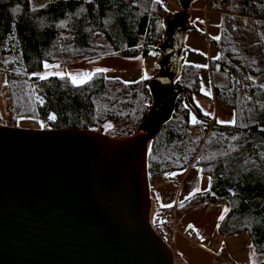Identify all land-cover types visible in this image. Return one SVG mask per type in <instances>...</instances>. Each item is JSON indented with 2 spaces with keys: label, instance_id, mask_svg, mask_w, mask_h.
Here are the masks:
<instances>
[{
  "label": "trees",
  "instance_id": "1",
  "mask_svg": "<svg viewBox=\"0 0 264 264\" xmlns=\"http://www.w3.org/2000/svg\"><path fill=\"white\" fill-rule=\"evenodd\" d=\"M204 1L222 13L219 39L210 40L218 57L211 61L212 98L232 111L235 124H219L201 112L193 101L200 94L199 69L181 63L175 84L191 94L198 115L184 96L177 99L171 120L148 148V175L199 168L209 177V190L190 196L180 210L224 207L218 235L247 233L249 264H261L264 0ZM168 18L163 0H0V71L6 76L14 119H37L45 130L98 132L110 123L103 133L108 137L136 134L152 104V77L126 83L103 72L77 85L66 76L40 79L36 74L45 63L63 66L108 56L160 58L157 47ZM237 30L243 34L237 36ZM192 111L200 123H191ZM162 212L154 208L153 228L170 244L172 227Z\"/></svg>",
  "mask_w": 264,
  "mask_h": 264
},
{
  "label": "water",
  "instance_id": "2",
  "mask_svg": "<svg viewBox=\"0 0 264 264\" xmlns=\"http://www.w3.org/2000/svg\"><path fill=\"white\" fill-rule=\"evenodd\" d=\"M178 4L165 22L148 83L152 104L136 134L0 123V264H175L173 247L153 228L148 148L179 97L196 112L175 84L189 17L188 0Z\"/></svg>",
  "mask_w": 264,
  "mask_h": 264
},
{
  "label": "rangeland",
  "instance_id": "3",
  "mask_svg": "<svg viewBox=\"0 0 264 264\" xmlns=\"http://www.w3.org/2000/svg\"><path fill=\"white\" fill-rule=\"evenodd\" d=\"M174 4L168 8V12L170 13V16L174 14L175 6L178 5V0H173ZM178 8V7H177ZM243 32L240 30L236 31L237 36H241ZM164 39V38H163ZM243 39V37H242ZM216 51V50H215ZM213 51L215 58H217V51L215 53ZM156 57H159L158 55ZM119 59H111V58H97L85 63H80L78 65L71 64V65H63L59 67H55L56 65H50L48 69H44L37 73V77L40 75H44L46 73H55V72H62L64 73L66 77L69 78L70 75H77L79 76L82 73H94L96 68H105L109 69V71L104 72L108 78L111 79H118L126 83H132L139 81L141 79H144V77H149V74L147 72V66L149 64L150 59L147 58L145 60H142V66L143 69L140 71V64L139 61L136 59V57L133 58H122L117 57ZM197 65H206L207 67H199V92L200 94H195L193 96L194 104L201 109V112L203 114L210 113L211 115H207L209 119L216 121H231L234 119V115L232 111H230L227 108H224L221 105H218L211 99L212 94V86H211V78H210V71L208 65L204 62L203 57L196 58ZM130 60V61H129ZM160 60V59H159ZM139 65V66H138ZM112 70V71H111ZM144 70V73H143ZM56 75H48V77H52ZM154 76V75H153ZM152 76V77H153ZM59 77V76H58ZM71 80V79H70ZM195 117L197 119V116L194 111L191 112L190 115V121L192 123V118ZM0 123L9 126V127H16L20 129H27V130H42L43 125L42 123L34 118H19L14 119L12 112L10 110L9 101L7 99V93H6V76L3 71H0ZM221 124V123H219ZM227 124V123H225ZM110 123H107L103 126H101L98 130V133L100 132L103 134L109 127ZM190 175L187 180V184L184 183L183 188L188 189L190 191H193L195 193H205L209 190V177L201 172L199 168L193 167L191 170H189ZM152 183L153 187L156 185L157 182H161L162 184L165 182H169V176L162 175L153 177ZM176 185H180V180H174ZM191 182V183H190ZM183 184V182H182ZM181 184V186H182ZM194 184V185H192ZM199 189V191H197ZM188 199V198H187ZM184 202V201H183ZM183 202H180L172 207H169L165 209V212L163 215L168 216V218L172 221L171 225L174 227V219H176V213L177 216H182L183 214H188L190 211L186 210H180L177 206L182 204ZM214 206L215 205H211ZM183 207V206H182ZM222 209V212L220 211L219 215H216L213 220H211L212 223V230H210L208 226L207 233H210V236L206 243V252H208L210 256V264H248L251 262L250 260V239L247 233H241L238 235H234L232 237H222L218 235L216 231V227L218 222L220 221L221 217L223 216L225 212V208L222 206H219ZM154 213V209H153ZM191 225H187L184 227L187 230L191 231L190 227ZM192 229V228H191ZM178 233H181L180 230H176ZM192 232L190 233L191 236ZM199 236L202 234L201 230L197 233ZM201 237V236H200ZM170 244L175 245L174 241L170 240ZM202 242L196 241L195 243H192L191 240H189V245L193 246L194 248L200 247ZM174 247V246H173ZM175 264H181V261H183L185 256L182 254H179L178 250L175 251ZM261 264H264V255L261 259Z\"/></svg>",
  "mask_w": 264,
  "mask_h": 264
},
{
  "label": "crops",
  "instance_id": "4",
  "mask_svg": "<svg viewBox=\"0 0 264 264\" xmlns=\"http://www.w3.org/2000/svg\"><path fill=\"white\" fill-rule=\"evenodd\" d=\"M163 1L168 2V8L174 4L173 0ZM188 2L189 17L186 23L187 30L184 38L181 63L184 65H191L196 67V58L203 57L204 62L209 67L211 78V61L215 60L213 59L215 58V55L213 53L215 49L210 44V40H216L213 39V37L220 36L222 13L212 11L208 2L204 0H188ZM177 7L175 6V11L179 12L180 6ZM108 58L115 60L119 59L116 56H108ZM136 59L139 61L141 71L143 69L142 60H145L147 58L137 56ZM149 59L150 61L146 69L149 74V77L147 78L152 77L158 71V63L160 58L156 57ZM211 99H213L212 94ZM191 169L192 168L172 173L169 176V182H165L163 184L161 182H157L156 185H154V189H152L153 183L152 179L150 178V192L153 209L155 207H158L159 209L163 210V212H165V209L169 208L166 205H171L172 207L194 195L193 191L183 188L184 183L187 184L188 177L191 173L189 172V170ZM174 180H180V185H176ZM220 211L222 212V209L219 206L214 207L211 205H203L191 210L188 214H183L182 216H177L176 213V219H174L173 221L174 227L171 225L172 221L168 218V216H166V218H168L167 220L170 226L172 227L170 239L174 241L175 244L172 245V247L174 246V252L178 250L179 254H182L186 258L181 261V264H210V256L205 250L210 233H207L206 231H210L213 229L211 226L212 223L209 222H211V220H213L216 215H219ZM188 224L191 225L190 227H188V229L190 228L191 231L187 230L186 228L184 229V227H186ZM208 226L210 227V230H208ZM175 229H179L181 233H178L177 231H175ZM200 230L202 232V234L200 235L201 237L197 234ZM191 232L192 234L190 236ZM193 235L197 236L196 240H193ZM189 240H191L192 243L200 240L202 244L200 247L194 248L193 246L189 245Z\"/></svg>",
  "mask_w": 264,
  "mask_h": 264
},
{
  "label": "snow or ice",
  "instance_id": "5",
  "mask_svg": "<svg viewBox=\"0 0 264 264\" xmlns=\"http://www.w3.org/2000/svg\"><path fill=\"white\" fill-rule=\"evenodd\" d=\"M213 39H219V37H213ZM218 59V57H217ZM44 67L45 69H48L49 67H51L50 65H48L47 63L44 64ZM55 67H59L58 65H56ZM196 67H207L206 65H196ZM109 71V69H105V68H96L95 69V72L94 73H82L80 74L79 76L77 75H70L69 78L71 79V82L73 84H84L86 83L88 80H91L92 77L96 74V73H103V72H107ZM48 75H56V76H59L61 79L64 78V73L62 72H55V73H46L44 75H40L39 78L40 79H47L48 78ZM147 78V77H145ZM250 99V98H249ZM205 115H211L210 113H205ZM49 119H52L54 120L55 119V116H50ZM192 123L193 124H197V123H200L199 121H197L195 119V117L192 118ZM218 123H221V124H232L234 125L235 124V120H231V121H218ZM197 191H199V189H197ZM168 207H171V205H166ZM221 219H223V217H221Z\"/></svg>",
  "mask_w": 264,
  "mask_h": 264
},
{
  "label": "built area",
  "instance_id": "6",
  "mask_svg": "<svg viewBox=\"0 0 264 264\" xmlns=\"http://www.w3.org/2000/svg\"><path fill=\"white\" fill-rule=\"evenodd\" d=\"M168 4V2H167ZM197 239V236L196 235H193V240H196Z\"/></svg>",
  "mask_w": 264,
  "mask_h": 264
}]
</instances>
